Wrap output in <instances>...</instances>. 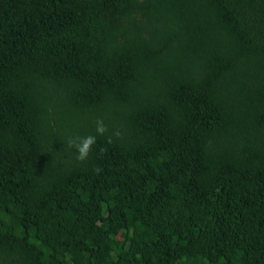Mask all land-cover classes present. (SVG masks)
I'll return each instance as SVG.
<instances>
[{"label": "trees", "instance_id": "16d2710c", "mask_svg": "<svg viewBox=\"0 0 264 264\" xmlns=\"http://www.w3.org/2000/svg\"><path fill=\"white\" fill-rule=\"evenodd\" d=\"M0 264H264V0H0Z\"/></svg>", "mask_w": 264, "mask_h": 264}, {"label": "clouds", "instance_id": "9594fccd", "mask_svg": "<svg viewBox=\"0 0 264 264\" xmlns=\"http://www.w3.org/2000/svg\"><path fill=\"white\" fill-rule=\"evenodd\" d=\"M104 129H103V126L102 124H100V122H98V127H97V131L98 132H102ZM94 137L92 136H87V137H84L83 138V142L81 145H78V148H79V159H84L86 158L87 154H88V150H89V147L90 145L94 142Z\"/></svg>", "mask_w": 264, "mask_h": 264}]
</instances>
